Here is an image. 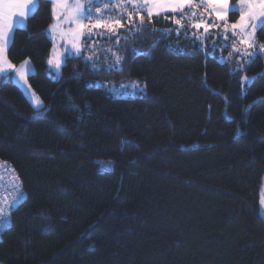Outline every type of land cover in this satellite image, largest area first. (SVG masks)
Wrapping results in <instances>:
<instances>
[{
	"label": "trees",
	"instance_id": "obj_1",
	"mask_svg": "<svg viewBox=\"0 0 264 264\" xmlns=\"http://www.w3.org/2000/svg\"><path fill=\"white\" fill-rule=\"evenodd\" d=\"M52 12L37 0L7 48L12 65L32 61L43 105L0 78V163L23 194L0 264H264V54L238 76L225 48L177 35L168 13L123 42L119 63L87 54L86 39L54 78ZM243 75L253 77L245 89ZM136 81L142 93L112 91Z\"/></svg>",
	"mask_w": 264,
	"mask_h": 264
},
{
	"label": "snow or ice",
	"instance_id": "obj_2",
	"mask_svg": "<svg viewBox=\"0 0 264 264\" xmlns=\"http://www.w3.org/2000/svg\"><path fill=\"white\" fill-rule=\"evenodd\" d=\"M37 0H0V74L7 73L8 69L14 66L6 59L5 50L7 48L10 33L13 31V17H20L27 19L30 7L36 4ZM54 5V16L56 6H60L68 13L65 16V22H71L77 25L74 31V36L79 40L80 36H87L91 38L94 29H104L109 36H116V44L120 43L118 35L119 29L125 27L121 23L124 19L127 25L135 27L139 32L141 29H146L148 24L151 23L153 17L161 16L162 14L171 12L173 15L180 13V18L175 19L173 22L179 27L176 29L184 28L185 25L181 22L187 18L189 20L204 19V13L198 17L196 8H203L204 12L209 16L214 14L212 24L195 23L190 26L199 30L203 27V33L197 35L193 33L195 39H202L213 26L220 28L223 33L224 39H228L229 33L234 38L232 45L233 52L229 53V61L233 53H238L240 61L237 63L235 71L239 76V72L245 71V65L250 64L259 55L264 54V44H258L256 39L257 30L264 31V0H238V6L230 3V0H75L74 3L68 4V0H52ZM99 4V7L93 8ZM190 11L186 12L185 10ZM239 11V18L230 23L228 19L229 12L233 15ZM105 12H112L115 15L105 16ZM143 13V14H141ZM138 17V19H136ZM147 17L148 23H145ZM89 21L88 24L82 21ZM217 21L220 23L218 24ZM222 24V28H221ZM55 27V26H51ZM103 35V33H98ZM242 45L240 47L237 45ZM77 53L80 52V46L73 44ZM91 59V57H89ZM122 58L118 55L115 56V62L119 63ZM29 61H24L21 69L18 70L20 79H25L23 68L28 65ZM62 61L57 58H49L48 64L56 71H59ZM95 67V65H93ZM242 87H246L249 81L247 75L240 78ZM34 96V94H33ZM33 102L37 108L40 107L41 101L34 98ZM22 197V193H20ZM2 211V210H0ZM7 223L6 219H0V227Z\"/></svg>",
	"mask_w": 264,
	"mask_h": 264
},
{
	"label": "rangeland",
	"instance_id": "obj_3",
	"mask_svg": "<svg viewBox=\"0 0 264 264\" xmlns=\"http://www.w3.org/2000/svg\"><path fill=\"white\" fill-rule=\"evenodd\" d=\"M75 0H68V4H72L74 3ZM105 2H107V0H105ZM197 3H199V0H196ZM37 3V2H36ZM230 3L232 4H236L238 6V1L237 0H230ZM53 5V3H52ZM36 6V4H35ZM54 6V5H53ZM100 5L97 4L94 6L93 11H95V7H99ZM186 12L190 11L189 9L185 10ZM194 11L197 12V15L199 17V15L201 13H204V19L200 20V19H194V20H189L187 18L183 19L181 22L185 25L184 28L180 29V31H175V33L177 35H180V32L183 31L181 33V36H185V38H190L193 41L197 42V45L207 51V49L211 52H215L218 51V56L221 53V49L225 48V52L221 53V59H224L226 61H228V63L232 64L231 62H235L234 63V67H237V63L240 61V56L238 53H233L231 60L229 61L228 57H229V53L233 52L232 49V45L234 43V39L231 38V33H229L228 35V39L224 40L222 38H224L223 33L220 31V28H217L215 26H213L212 28H210L209 33L202 39H195V37L193 36V33H196L197 35H200L203 33V27H201L199 30H196L195 28L191 27V24H195V23H202V24H212L213 18H214V14H212V16H209L207 13L204 12L203 8H196L194 9ZM239 13V11H237ZM53 21L49 26V36L52 39V47L50 49V52L47 56V65L50 71V74L54 77V78H58L61 74V67L65 61V58L67 55H73V54H78L74 47L73 44H78L80 46V52L82 51L83 47L86 46L88 44V50L89 52L87 54H91L94 55L96 54L95 52H99V51H103L105 52V54L111 55L112 57L115 58L116 55L118 54V50L121 48V45L125 44L123 42L127 41L131 38L132 35L138 33L143 34V31L145 29H141L139 32L136 31L135 27L127 25L126 21L124 19L121 20L122 24H125V27H121V30H125V32H122L123 34V38H122V42L120 41L119 44H116V36H109L107 31L104 29H94L93 33L91 35V38H88L87 36H80L79 40H77L74 36V31L77 28V25L71 22H65V16L68 14L64 8L60 7V6H56L55 8V16H54V7H53ZM171 13V12H168ZM165 13V14H168ZM143 14V13H141ZM172 14V13H171ZM105 16H109V15H115V13L112 12H105L104 13ZM164 15V14H163ZM167 17V16H165ZM18 16L13 17L14 21H17ZM155 17H153L154 19ZM180 18V13H176V15H173L171 17L172 22L175 19H179ZM138 19V17L136 18ZM147 17L145 18V23H148V21L146 20ZM152 19V20H153ZM228 19L230 23H234L235 21H232L230 12L228 14ZM82 23L84 24H88L89 21L84 20L82 21ZM217 23L219 24L220 22L217 21ZM151 24V23H150ZM148 24V26L150 25ZM175 24V23H174ZM22 26V25H21ZM51 26H55V27H51ZM179 26L176 25V29ZM123 28V29H122ZM221 28H222V24H221ZM98 33H103V35L105 37H107L106 40H110L111 38H113L114 40L111 41L110 43H99L98 45L93 43L94 36L97 35ZM100 35V34H98ZM119 35V34H118ZM120 36V35H119ZM11 37L12 34H10V40L11 41ZM86 39L88 40L87 44H86ZM124 39V41H123ZM218 39H221L220 43H218ZM236 42V41H235ZM10 43V42H9ZM259 44V43H258ZM9 45V44H8ZM237 45L240 47H243L242 45H239L237 42ZM126 46V45H125ZM8 48V46H7ZM79 52V53H80ZM6 59H7V49H6ZM52 57L54 60L59 58L62 63H61V67L59 69V71H56L52 66H50L48 64V60L49 58ZM8 60V59H7ZM29 61L28 65L24 66L23 71H24V75H25V79H20V76L18 74V70L21 69L22 65H24V61ZM24 61H22V63L19 64V66H14L13 68H10L9 71L14 75V79L17 82V84L19 85V87L23 90L24 94L26 95V97L29 99V101L31 102V104L34 107H37L36 104L33 102V99H39L41 102L42 100L40 99V97L35 93V91L30 87L29 83H28V76L34 72V65L32 63V61L30 59H25ZM11 73H2L0 74V78H6L11 76ZM245 76V75H243ZM242 76V77H243ZM250 79L248 81V84L252 81L253 77L252 76H248ZM247 84V85H248ZM246 87H243V89H245ZM113 92H116L117 94L120 95H124V96H128L131 94H137L139 92H143L144 91V86L142 83L136 81V82H125L123 85H121L118 88H112ZM34 94V96H33ZM43 105V102L41 103L40 107ZM99 164L103 167H107L108 169L112 168V161L107 159H100L98 160ZM102 167V168H103ZM104 169V168H103ZM259 196H260V201H259V209H260V213L261 215L264 217V174H263V178H262V184H261V188L259 191Z\"/></svg>",
	"mask_w": 264,
	"mask_h": 264
},
{
	"label": "built area",
	"instance_id": "obj_4",
	"mask_svg": "<svg viewBox=\"0 0 264 264\" xmlns=\"http://www.w3.org/2000/svg\"><path fill=\"white\" fill-rule=\"evenodd\" d=\"M20 193L21 182L14 169L7 163H0V219L7 220V223L0 227V234L9 224L11 211L23 198Z\"/></svg>",
	"mask_w": 264,
	"mask_h": 264
},
{
	"label": "crops",
	"instance_id": "obj_5",
	"mask_svg": "<svg viewBox=\"0 0 264 264\" xmlns=\"http://www.w3.org/2000/svg\"><path fill=\"white\" fill-rule=\"evenodd\" d=\"M238 1V0H237ZM53 5H52V11H53ZM34 8H35V4L34 5H32L31 7H30V11H29V14L34 10ZM239 18V13H238V17H237V19ZM18 20L17 21H14V19H13V25H14V27L15 26H21V25H24L25 24V21H26V19H22V18H20V17H18L17 18ZM236 19V20H237ZM13 27V28H14ZM48 34H49V27H48ZM10 34H12V32L10 33ZM231 36V35H230ZM231 38H233L232 36H231ZM234 39V38H233ZM10 40V39H9ZM225 39L223 38V41H224ZM10 42V41H9ZM9 42H8V44H9ZM53 42V41H52ZM236 42H238V40L236 41ZM8 46V45H7ZM7 49V48H6ZM79 54V53H78ZM4 55H6V50H5V54ZM9 61V60H8ZM14 66V65H13ZM17 66H19V65H17ZM16 66V67H17ZM8 73H11L10 71H9V69H8V71H7ZM11 77L13 78V80L15 81V79H14V75L11 73ZM16 82V81H15ZM17 83V82H16Z\"/></svg>",
	"mask_w": 264,
	"mask_h": 264
}]
</instances>
